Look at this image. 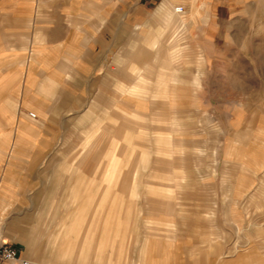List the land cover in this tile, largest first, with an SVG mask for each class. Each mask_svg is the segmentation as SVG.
Segmentation results:
<instances>
[{
	"label": "rangeland",
	"instance_id": "rangeland-1",
	"mask_svg": "<svg viewBox=\"0 0 264 264\" xmlns=\"http://www.w3.org/2000/svg\"><path fill=\"white\" fill-rule=\"evenodd\" d=\"M134 1L111 11L131 13ZM192 1L184 10L201 19L178 12L186 27L173 37V66L161 67L165 52L154 66L149 48L140 67L119 69L139 33L111 27L109 93L90 80L86 99L41 118L0 100V230L30 264H146L152 240L174 242L176 264H264V0ZM36 5L0 0L1 84L27 70L25 39L46 8ZM59 7L46 12L59 17ZM17 102L56 136L55 152L77 156L5 157L3 140L23 138Z\"/></svg>",
	"mask_w": 264,
	"mask_h": 264
},
{
	"label": "crops",
	"instance_id": "crops-1",
	"mask_svg": "<svg viewBox=\"0 0 264 264\" xmlns=\"http://www.w3.org/2000/svg\"><path fill=\"white\" fill-rule=\"evenodd\" d=\"M28 1L33 6L37 4V14L38 10L40 11V4H43V2L46 8H42L43 11L41 9L42 14L39 16V25L37 29L31 32L29 42L25 39V43L32 46L30 48L32 54L28 59L27 70L26 72L25 70H16L9 79L4 80L2 84L0 83V93L3 94L0 95V100L21 101L23 103L20 102L21 106L26 107L25 109H29L28 107L34 109L40 118L53 114V110H57V108L61 111L69 109L71 100L86 99L87 91H90L88 88L90 80L91 84L101 85L99 88L102 93H109V70L107 69L104 72V68L109 67L107 56L110 49L111 27H114L112 30L117 31V35H120L125 33L126 27L129 28L133 25V33H139V37L135 42L137 45L136 51L134 49L133 53L126 57L125 60L128 64H122L121 67H118L119 69L124 67L136 69L140 67L138 61L141 60L143 55L146 57L149 55L146 51L149 48L155 50L152 60L157 62L154 66H158V52H165V55L159 59L166 62L165 65L161 63V67L173 66L170 63L174 60L173 49L177 45L173 41V37L179 35L186 27L182 18H180L181 22L174 27L173 19L168 18L167 12L159 11L160 6L166 0L161 1L162 4L157 6L156 10H148L149 2H154V0H145V2L144 0H135L136 7L131 13L127 11L113 13L110 6L117 3L118 0ZM200 1L197 0L196 3ZM191 3H193L192 0H181V2L175 4H182L185 9L190 7ZM58 4L61 5L59 7L61 11L59 17L55 15L52 17L46 12L49 10L50 5L56 6ZM171 4L173 5L174 2H171ZM32 11H34L33 8H31V14H29L30 17L33 14ZM192 15V12L184 10L183 16L187 21L196 20L198 22L201 19L200 16L192 17ZM37 17L38 15L35 20H38ZM127 21L129 22L127 23ZM58 31L61 32L58 33ZM162 41L167 42L169 46L164 48ZM171 53L172 57L168 58ZM162 57L165 59H162ZM180 57L181 55L178 56V58ZM150 66L153 67V64H150ZM38 72L39 74L45 72V74L37 76ZM8 92H14V95L11 97L6 95ZM106 98L109 99V96L106 95ZM21 106L17 102L16 117L20 115L18 120L21 121L23 138L17 139L15 136L16 138H14L12 144L10 140L7 142L3 140L1 144L6 149L5 157L15 158L14 162L23 160L28 163H39L51 155H69L70 158L77 156L75 151L55 152L58 144L54 141L56 136H53L52 132L36 128L32 124L34 120H27L26 116L28 114L20 112L23 108ZM35 121L37 120L35 119ZM262 136L264 139V133ZM60 146L63 149L76 147V145L73 146L65 141ZM77 159L74 164L77 163ZM1 162L3 161L1 160ZM262 162H264V159ZM64 170L66 173L72 171L68 166ZM69 177L70 174L65 175L63 178L68 179ZM6 192V190L0 191V199L2 196L5 200L0 205L1 209L8 204ZM53 208L51 211H54ZM173 246L174 242L171 241L166 240L163 244H160L158 241L152 240L146 264H174V261L176 264V255L171 250ZM239 257L231 262L236 263ZM191 264L197 263L193 262Z\"/></svg>",
	"mask_w": 264,
	"mask_h": 264
},
{
	"label": "built area",
	"instance_id": "built-area-1",
	"mask_svg": "<svg viewBox=\"0 0 264 264\" xmlns=\"http://www.w3.org/2000/svg\"><path fill=\"white\" fill-rule=\"evenodd\" d=\"M179 11L184 10V6L178 7ZM0 261L18 262V264H30V261L21 256L16 246L4 240L0 230Z\"/></svg>",
	"mask_w": 264,
	"mask_h": 264
},
{
	"label": "bare ground",
	"instance_id": "bare-ground-1",
	"mask_svg": "<svg viewBox=\"0 0 264 264\" xmlns=\"http://www.w3.org/2000/svg\"><path fill=\"white\" fill-rule=\"evenodd\" d=\"M171 2H172L171 0H166L163 4L161 3L162 5L160 6L159 10L160 11H164V12L166 11L167 14H168V18H172L173 19V25L175 26V25H177L179 23V18L177 16V13L179 12V10H178V7L177 8H171V6H170ZM89 235H90V233H89ZM89 242L92 243V241H90V240H89Z\"/></svg>",
	"mask_w": 264,
	"mask_h": 264
}]
</instances>
